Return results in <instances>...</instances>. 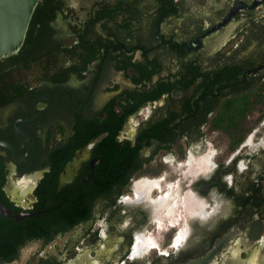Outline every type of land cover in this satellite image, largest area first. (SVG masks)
Returning a JSON list of instances; mask_svg holds the SVG:
<instances>
[{
    "label": "flooded vegetation",
    "instance_id": "af4514ba",
    "mask_svg": "<svg viewBox=\"0 0 264 264\" xmlns=\"http://www.w3.org/2000/svg\"><path fill=\"white\" fill-rule=\"evenodd\" d=\"M0 264H264V0H40L0 60Z\"/></svg>",
    "mask_w": 264,
    "mask_h": 264
},
{
    "label": "water",
    "instance_id": "95a60500",
    "mask_svg": "<svg viewBox=\"0 0 264 264\" xmlns=\"http://www.w3.org/2000/svg\"><path fill=\"white\" fill-rule=\"evenodd\" d=\"M40 0H0V60L22 48Z\"/></svg>",
    "mask_w": 264,
    "mask_h": 264
}]
</instances>
